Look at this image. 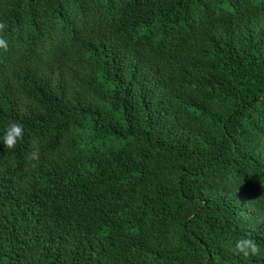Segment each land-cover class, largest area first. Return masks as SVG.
I'll list each match as a JSON object with an SVG mask.
<instances>
[{
  "label": "trees",
  "instance_id": "obj_1",
  "mask_svg": "<svg viewBox=\"0 0 264 264\" xmlns=\"http://www.w3.org/2000/svg\"><path fill=\"white\" fill-rule=\"evenodd\" d=\"M0 25V264H264L229 250L264 249V0H0Z\"/></svg>",
  "mask_w": 264,
  "mask_h": 264
},
{
  "label": "clouds",
  "instance_id": "obj_2",
  "mask_svg": "<svg viewBox=\"0 0 264 264\" xmlns=\"http://www.w3.org/2000/svg\"><path fill=\"white\" fill-rule=\"evenodd\" d=\"M0 28H3V25H0ZM6 44L7 41L5 39H0V48L6 47ZM23 135L22 124L16 121L9 122L3 129H0V145L12 150L17 142L22 139ZM38 159L39 148L34 144L32 150L27 154L26 160L34 167ZM229 250L244 257L257 256L261 252H264V249H261L248 235L239 236L234 241H231Z\"/></svg>",
  "mask_w": 264,
  "mask_h": 264
}]
</instances>
